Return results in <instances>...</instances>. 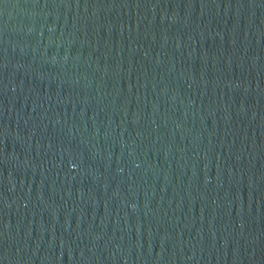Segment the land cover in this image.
Returning a JSON list of instances; mask_svg holds the SVG:
<instances>
[{
    "label": "water",
    "instance_id": "obj_1",
    "mask_svg": "<svg viewBox=\"0 0 264 264\" xmlns=\"http://www.w3.org/2000/svg\"><path fill=\"white\" fill-rule=\"evenodd\" d=\"M0 264H264V0H0Z\"/></svg>",
    "mask_w": 264,
    "mask_h": 264
}]
</instances>
